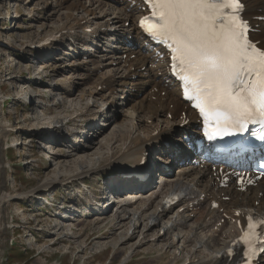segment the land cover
Returning a JSON list of instances; mask_svg holds the SVG:
<instances>
[{
  "label": "bare ground",
  "instance_id": "1",
  "mask_svg": "<svg viewBox=\"0 0 264 264\" xmlns=\"http://www.w3.org/2000/svg\"><path fill=\"white\" fill-rule=\"evenodd\" d=\"M54 1H55L54 6L51 7H49L48 5L46 6L47 12L51 11L54 8L55 9L57 8V11L63 9L65 11V13H63L64 14L63 18H65L66 21V23L62 24L60 27L53 29L55 30L54 32H60L65 29L71 30L73 28V25L75 26L79 25L81 21H84V17L86 18L88 16H91L92 18L91 22L94 23L104 24L105 21H108L106 20L107 13L103 16H97L94 12V8H89L84 11V6L80 4L79 0H75L73 2H68V3L67 0H54ZM90 1L93 2L95 0H90ZM247 2L249 3V8L247 13H249L250 15H264V12L262 13L256 12V8L262 7L264 5V0H247ZM101 3H104L110 8H114L115 4H117V1L102 0ZM118 7L120 8L124 7L125 9V3L123 2L120 3ZM131 12L132 15H134L136 13V10H132ZM123 15H125L123 19H126V21L129 20L131 17V14L128 13L126 9L125 11H123ZM11 18L14 17L11 16ZM70 22L72 23L68 26L67 23ZM115 23H119V18L118 20H115ZM127 28H129L128 29L129 32L133 33L134 37L137 36L138 32L135 31V28H133L132 25ZM260 28H261V33L257 34L254 40L263 39L264 41V23H261ZM82 31H83V27L80 29L79 32L81 33ZM81 37L83 40L88 42L89 39L88 35L81 34ZM108 39L111 38L109 37ZM92 44H94V42H92ZM261 46H264V43H261ZM100 49L101 48H96V50H100ZM47 50L48 49L46 48H41V51H43L41 56H43V58L50 56ZM87 50H88L87 46L85 45L84 48L82 49L79 48L78 54L81 55L83 54L84 51ZM65 54L67 55L69 53H65ZM154 61L155 59L152 58V60L149 61L148 65L146 63L144 73L137 74L136 79L128 78V76L130 75L128 73H123L124 74L123 76L117 75L114 66H112L113 64L111 62H106V64H109L112 69L107 70L108 71V72L106 71L107 73L104 72L105 73L104 75H102L103 74L102 73L101 74L102 76L99 75L100 77L98 76L96 79L94 78L92 80L94 91H95L94 81H96L95 82L96 92L93 91L94 92L93 98L94 96H102V98H104L105 92L104 90H102V87L105 86L109 94H112L113 86L120 87L121 88L120 91L122 93H127L126 91L131 92L132 88H136L139 91L140 86L141 85L144 86V88L140 90L142 96L139 99H135V96H133L134 104L132 103L128 105V101L121 102L123 106L121 107V110H123L125 106H128L126 107L127 108L126 110L124 109V111L127 112V115L130 116V121L128 123V130L127 129H126L127 131L124 130L125 128H123V125L119 126V124L113 125L112 127L111 139L114 140L115 138L119 137L118 139L121 140L124 145H126L124 149L120 152L119 156L113 161L114 162L113 164L121 165L120 167L117 168L119 178L116 180L131 182V184H133L134 186L130 189L136 188L137 180H135L134 178L137 177V175H139L141 169L144 168L146 164V159H145V164L143 166L139 165L138 163L140 161V158H142L145 155H147L146 157H148L154 151L160 153V155H158L159 156L158 158L163 159L162 156L167 154L172 158V155L174 154L175 156L180 158L178 161L182 162V160L184 161L189 160V164L188 166L184 165L179 167V169L177 170L178 171L177 176L173 177L170 174L172 169L169 168L168 166L166 171H164L163 169L160 171L158 166L153 165L152 162L151 163L149 162L148 168L150 170V175L145 181V186H147V190L148 189L149 190L143 192V194L138 193V191L132 194L134 190H130L127 192V197H126L132 199L130 201L129 208L137 210L139 214L136 215L137 213L135 214V212L130 213L127 209L119 207L118 213L112 215L103 225L104 226L103 231L107 232L106 233L107 235H110V233H112L113 235V231L118 230L117 235H114L116 240L115 241L111 240L110 245L112 249L115 246L124 247V251L119 258V264L125 262L129 258V255L131 253H134L138 249H142L143 247L144 248L148 247L149 249L152 250L155 249V251L159 252V254H161V252L163 253L165 251L166 252L170 251L168 258H172V260L169 263L166 262L165 264H176L177 260L180 258H183V262H181L180 264H219V262L223 260V256L219 257L218 254L225 248V246L228 245V242L224 237V235L227 233H224L222 235H216V234L210 235L209 238L204 242L202 248L199 249V251L197 250V247L200 246L197 245L196 250L193 251L192 253L195 254L197 253V251L198 253L192 257H190V253H189V251L192 249V247H189L190 246L189 243L190 241H192V239L190 238V234L192 233V235H195L194 228L195 230H199L202 229V227H209V228L212 227L215 224V222L222 217L220 213L214 212L213 219H210L208 221L204 219H200L196 222H193V224L190 225L188 223L187 215L184 214V212L182 214L172 213V215L168 216V219L164 221L166 215L170 212V209H162L159 211L162 198L161 200L158 199L162 190H165L164 193L165 195L169 191L176 190L183 192L185 196L194 195L195 193H199L202 190L206 193L207 192L218 193V192H216L215 186L211 184V181L213 179L209 178L207 171H201V173H203V176L201 175L199 178L196 179L200 171H198L194 163H192V159H194L195 156L192 155L191 151L187 147H185L184 149L181 147V144L180 146H175V147L168 146V143H170L169 140L173 139L175 134H178L177 135L178 140H182V138L185 135L195 136V133H197V131L193 125L194 113L188 109H186V113H187V117L190 119V123L182 128H179V124L182 121V119L178 117L179 110L180 109L184 110L183 106H185V104L182 101H180L178 96H176L171 90H169L170 82L164 84L167 79L166 70L163 69L162 67H158L159 64L155 63ZM153 64H155V67L157 68L159 75L157 74V71L156 73H154L152 68ZM72 66H83L84 73L81 74L82 80L85 79L88 80V77L93 74L92 70H90L88 67L90 68L93 67L94 70L95 66H97L98 72H100V69H102V63L99 62L95 64V62L92 59H82L81 61H78ZM80 69H82V67H80ZM62 85L65 88H62L60 83H56L52 86L51 90L56 92L52 95L53 106L64 105L63 104L64 102L62 101L63 98L55 100L54 95L63 96L65 94L66 96H70L73 93V89L71 88L72 87L71 85H68L66 83ZM148 85L152 87L149 88ZM99 86H101L100 90H98ZM153 88H157L158 91H164L165 95L163 97H160L159 93H156ZM83 95L78 97L79 100L82 101L84 99ZM89 97L92 98L91 96ZM111 98H113V96ZM154 98H156V101H153ZM115 100L116 99H113L110 102L112 107L117 106L118 102L116 103ZM2 102L3 100L0 98V264L2 262V253L4 246L3 240L7 231L6 211L9 202L14 198L16 199L26 198L28 195L35 197L42 190L50 191L49 189H51L55 185H61L70 180L81 179L82 177H85L86 175L95 172L99 168L97 165L99 160L97 159H99L101 156V152H99V150L96 151L95 153H89L87 151V148L90 147L91 143H89V145H87V143L85 142L83 144H79L80 141L79 138L72 137V139L69 141V143L72 145L69 148V151L63 152L64 154L59 153L60 154L59 157L66 158V157H70L71 154L73 153L75 154V152L86 151L85 153H83L82 156L80 155L81 156L80 158L71 161L74 166H77L75 172L72 175L58 174L53 178L47 176L48 178L45 181H43L41 184L35 186L36 188L33 191H28L27 193H23V194L8 193L5 190V181H4V172L7 168V163L4 161L2 156L4 153V149H6L4 148L3 142L5 141L6 137L11 135L12 133L9 128L10 125L4 121H1L2 113H3ZM90 102L84 103V105H82V108L78 109L81 106L80 104L76 108L78 110L74 113L72 112L70 116L67 115L68 117H62V118L55 117L50 122H47L44 125H42L41 130L46 131L47 134H52V135L56 134L55 138L57 137V140L60 143L64 139V135L62 136V130L64 132L68 131V134L74 133V131L76 130V128L73 127V125H70L69 122L74 123L76 121H82V124L84 122L83 125L80 124L82 128L79 131H80V135L85 133V136L87 135V133L93 130L95 122L99 118L107 117V121L109 120V122L105 127H108L109 125H112L114 123L113 122L114 118H112L113 116L110 117L109 119L110 115L106 114L109 110H102L101 106H99L97 110H93V107L96 105L94 102H91V104ZM169 103L173 104V108L171 110L168 109ZM166 112H170L172 114L171 120H165L163 118V114H165ZM83 115H84V119H82ZM145 116H146L145 119L151 121L150 124L142 123ZM64 126H66L67 128H63ZM105 127L104 128L100 127V129L98 130V134L96 132V135L94 134L93 136L100 137V134L103 132ZM148 127L151 129L149 130ZM147 131H149L148 134H146L145 136L142 135L141 132H147ZM40 134H42V132H40ZM78 134L79 132L77 133L75 132V135ZM109 139H110L109 136L103 137L102 141L104 142L102 143L101 141L102 145L103 146L107 145L106 147H108ZM154 145H158L159 148L154 149ZM158 158L156 160L161 162V160H159ZM116 165H112V167ZM72 166H67V167H72ZM154 169H157V171L159 172L157 176H153V174L155 175ZM130 171H134L133 172L134 174H132L133 176L130 178L132 180L125 179L124 176ZM192 174L194 175L193 177ZM185 176L187 178L186 180H185ZM149 181H150L149 185L151 186L148 187L147 183ZM222 191L224 192L223 196L230 197V200L228 202L220 201L221 207L224 208L225 212L230 213L232 215L235 214L236 212H239L241 214L254 212L264 217V182H262L261 184H259L258 187L253 188L252 190H250L248 193L245 194H241L238 191L231 188ZM260 193L263 195L262 197H260ZM131 196L133 197L130 198ZM157 197H158L157 199L158 202H156ZM63 216H67V215H63ZM143 222L144 225L142 224ZM185 227H187L188 229V233L186 232V235L184 234V230H183L185 229ZM53 228H55V233H57V231L63 227L54 226ZM82 230L83 229H78L77 231H79L80 233L82 232ZM227 230L230 231L231 228L228 227ZM150 231L153 233V235L151 236L149 235ZM151 232L150 234H152ZM70 233L75 234V231L72 230V232ZM68 235L71 236L69 233H63L62 235H58L59 237L56 238V240L55 239L54 240L56 242L65 240V238H68ZM108 243L103 242L100 243L99 245L95 244L93 246V249H95L94 253H101L100 251L106 250L101 248L106 247V244ZM44 247L46 248V246ZM159 254L157 253V255ZM155 261L157 262L158 260L155 258ZM41 263L44 264L43 261H41ZM52 264H56V263H52ZM260 264H264V261H261Z\"/></svg>",
  "mask_w": 264,
  "mask_h": 264
},
{
  "label": "rangeland",
  "instance_id": "2",
  "mask_svg": "<svg viewBox=\"0 0 264 264\" xmlns=\"http://www.w3.org/2000/svg\"><path fill=\"white\" fill-rule=\"evenodd\" d=\"M73 1L75 0H67V3ZM79 2L84 6L82 0H79ZM47 5L49 7L54 6L55 1L0 0V98L3 100V113L1 121L8 123L11 126V130H14L11 131L12 136H7L5 141L3 142L4 148L6 149H4V153L2 156L4 161L7 163V168L4 172L5 190L10 194H23L27 193L28 191H33L36 188L35 186L41 184L48 177L53 178L58 174L72 175L75 172L77 166H74L71 161L80 158L86 151L75 152V154L73 153L70 157L66 158L59 157V153L67 152V149L69 147L65 146L67 145L65 144L67 143L65 141L71 139L72 137H77L78 135L72 137L66 136L62 145L58 144L59 142L57 140V137L55 138L56 134H53L55 141L58 143L52 142V144L50 145V141H52L54 138L49 134H45L40 137L34 134H39V130L40 132H44L41 130L42 125L50 122L55 117L62 118L68 117L67 115L70 116L72 112L74 113L78 109L82 108V105H84V103L90 101L94 102L96 106L93 107V110H97V107L101 105L102 109L109 110L106 113L110 115L109 119L112 116V118H114V123L112 125H109L108 127H105L109 122V120L107 121V117H104L105 119L101 118V120H99L101 124L97 128H93L96 135V132L98 134V130L100 129V127H105L103 132L100 134V137L93 135H89L87 137V145L91 143L90 147L87 148V151L89 153H95L98 150L99 152H101L100 158L97 159L99 160L97 164L99 168L91 175L93 176L94 174H96V178L99 179L105 177L106 175L112 174L114 170L107 167L109 165L108 163L111 162L109 167H111L112 165H116L113 164L114 159L119 156L120 152L126 146L121 140L118 139L119 137L112 140L111 131L113 125L118 124L119 126L123 125V128H125L124 130H128L130 116L127 115V112L124 111V109L126 110V107L128 106H125L124 109L121 110V107H123L121 102L128 101V105L132 103L134 104V95L131 93L133 91H131L127 95V93H122L120 91L121 88L119 87L120 89L118 91L120 92V95L116 90H114L113 96L116 97L118 105L112 107L110 102L115 99L114 97L111 99L109 98L110 96H107L108 98H106L105 96L104 98H102V96H94L93 98L94 92H96V81H94V91L93 82L90 81V79L94 76L95 78H97V66H95L94 70L93 67H88L90 70H92L93 74L88 77L90 83L87 84L89 82L87 79H81L82 72H78L77 70L71 71L73 69H80V67H82V69L80 70L83 71V66H72L78 61L75 60L76 62L72 61L67 64L65 61L60 59L61 53H58V50L60 52H63L65 51V49H67L66 47H60L54 55L46 59L39 58L38 55L35 54V52L28 48V45H30V43L43 38L47 34L51 33L53 29H56L62 24L66 23L65 18H63V13H65L63 9L57 11V8H54L51 10L54 13H52L51 11L47 12ZM89 8H92L91 1L88 4V7L84 6V11ZM116 9L120 12V15L125 17V15H123V11H125L124 7H116ZM104 11H102L103 14H95L97 16H103L107 13V10ZM11 16H13L14 18H11ZM107 18L108 16L106 15V20ZM118 18L116 20H118ZM86 19L87 17L85 18V20ZM123 21H126V19H123ZM127 21H131V17ZM9 48L14 50H11ZM73 52L76 51L74 50ZM78 52L79 51H77V54ZM100 63H102V67H104L101 69V71H104L105 67L107 68V70L112 69L109 64H106L105 61L102 62L100 60ZM68 67L71 70H69ZM117 68L118 72H120V68ZM114 69L117 75H124L122 71L121 73H118L115 67ZM107 72L105 71V73ZM105 73H103L102 75H104ZM39 77H43L44 81H48V84L53 83L52 85H54L57 83L56 81H60L64 84L66 83L68 85H71L73 93L70 96H66L65 94L63 96L54 95L55 100L63 98L62 101L64 102V105L53 106L52 95L56 92H51L49 87L44 84H40ZM61 87L65 88L62 84ZM160 93L161 95L163 94L162 92ZM118 94L120 95V98H122L125 94L123 98L124 101L119 100L120 98H118ZM81 95L84 96V99L82 101L78 98ZM129 95H131L132 97L127 98ZM89 96H91L92 98H90ZM105 98L106 101H104ZM153 101H156V98H154ZM80 104L81 106L76 109ZM43 107H47L48 109H45ZM73 109L76 110L74 111ZM145 118L146 116L144 117L142 123L148 124L149 120ZM82 119H84V115ZM74 123L69 122L70 125H73V127L77 128L76 126H74ZM65 127L66 126H64L63 128ZM78 128L81 129L80 127ZM150 129L151 128H149V130ZM62 132L64 131L62 130ZM148 132L149 131H147V134ZM141 133L142 135L146 134V132ZM108 136L110 138L109 145L108 147H106L107 145H102V143L104 142L102 141V138ZM175 141L177 144L168 143V146H180L179 141L181 140H178V138H176ZM181 147L185 149V145H181ZM156 155L158 156L159 153L154 152L151 156L148 157H146L147 155H145V159L147 161V158L149 160L150 157L156 158ZM165 156H168V154ZM165 158L159 160L165 161ZM179 159V157L173 154L172 158L169 156L168 161L166 160L167 166L172 169L170 174L173 177L177 176V170L179 169V167H181L180 164L187 161L182 160L181 162L178 161ZM117 165L121 166L120 164ZM116 171H118V169ZM155 171H157V169H154V172ZM193 176L194 175H192V177ZM186 179L187 178H185V180ZM55 186L51 189L55 188ZM61 188L63 187H57L56 189L59 190ZM46 192L47 190L40 191L36 198L40 194ZM157 199L158 197L156 198V200ZM33 200L34 198L31 197L20 199L14 198L9 202L6 211L7 231L3 240L4 246L1 264H43L41 263V261H43L44 264H119V258L124 251V247L115 246L116 248L114 247L112 249L110 245L111 240H116L114 235H117L118 230H114L113 235L112 233H110V235H107V237L102 240L97 239V234L94 230L89 231V229H92V226L90 228L84 227L82 232L79 233V231L74 229L76 228L74 225H69L67 223L60 225L59 222H56L54 219H44L42 217L34 216L32 212H26L25 208L28 207ZM158 200L156 202H158ZM128 211L130 213L135 212V214L137 213L136 215L139 214V212L135 209L129 208ZM34 221L37 222V225L34 224ZM29 224H32V226L37 229L34 231L39 236L43 235L45 231L50 232L49 228H53L54 225H58L59 227L62 226L63 228L58 230L57 233L52 235L51 238H45L44 240H40L39 242H34L33 239L35 238H33V233L30 232ZM142 224L144 225V222ZM72 230L75 231V234L70 233L72 232ZM150 232L149 235H153V233L151 232L152 234H150ZM63 233H69L71 236L68 235V238H65V240L56 242L55 240L59 237L58 235H62ZM184 234L186 235V230H184ZM103 242H110L106 244V247L101 248L106 250L100 251L101 253H94L95 249H93V246L95 244L99 245ZM44 246H46V248ZM143 248L138 249L135 252L133 259L128 264H164L162 262H164L168 257V252L166 251L157 256V253L159 254V252L155 251V249L152 250L146 247V250V248ZM91 251V256L87 257V254H89ZM155 258L158 260L157 262L155 261ZM180 259L177 260L176 264H180L181 262H183V258L182 261L179 262Z\"/></svg>",
  "mask_w": 264,
  "mask_h": 264
},
{
  "label": "snow or ice",
  "instance_id": "3",
  "mask_svg": "<svg viewBox=\"0 0 264 264\" xmlns=\"http://www.w3.org/2000/svg\"><path fill=\"white\" fill-rule=\"evenodd\" d=\"M145 2L151 6V16L142 18L140 26L153 39L171 42L180 79L195 94L205 122L215 120V131L206 133L209 139H217V133L220 139L240 136L238 143L246 146L243 134L249 130L248 123H256L259 117L264 124V51L249 40L243 0ZM259 139L264 141V135ZM253 228L249 224L242 239Z\"/></svg>",
  "mask_w": 264,
  "mask_h": 264
}]
</instances>
